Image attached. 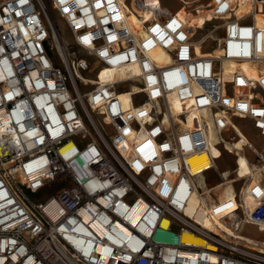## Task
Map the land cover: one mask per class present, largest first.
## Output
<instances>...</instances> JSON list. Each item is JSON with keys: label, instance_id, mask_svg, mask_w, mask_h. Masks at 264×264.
I'll list each match as a JSON object with an SVG mask.
<instances>
[{"label": "built area", "instance_id": "obj_1", "mask_svg": "<svg viewBox=\"0 0 264 264\" xmlns=\"http://www.w3.org/2000/svg\"><path fill=\"white\" fill-rule=\"evenodd\" d=\"M47 2L95 72L124 75L78 91L70 76L91 63L67 48L54 63ZM177 2L211 28L159 0L0 1V264H264V239L243 233H264V178L221 200L197 183L212 169L236 179L210 148L230 155L245 124L264 140V0ZM197 152L209 168L192 170Z\"/></svg>", "mask_w": 264, "mask_h": 264}, {"label": "bare ground", "instance_id": "obj_2", "mask_svg": "<svg viewBox=\"0 0 264 264\" xmlns=\"http://www.w3.org/2000/svg\"><path fill=\"white\" fill-rule=\"evenodd\" d=\"M159 2L162 3L161 0H159ZM198 11H199V13L196 14L194 12H191L189 9L185 10V12L187 14L186 16H187V18L189 20L188 21L189 25L193 26L194 28H197V27L201 28V25H199V24H201L203 22H207L209 20H213L214 21V19L204 9H198ZM129 19H130L131 22L136 23V15L134 14L133 10L131 11V14L129 15ZM50 23L53 26H55L54 22L52 21V19H50ZM256 24L258 26H263L264 25V20L261 19L260 17H257L256 18ZM221 38H222V36H220V37L216 36V39H218V40H221ZM52 39H54L55 46L60 51L59 54L62 53L63 59L65 61L64 53L62 52L63 48H67V46H66L67 44L65 43V39L60 38V35L59 36L54 35L52 37ZM198 54L216 56V55L219 54V45L213 46L210 51H205V50L203 51V50L198 48ZM153 56L156 57V59H161L162 58V54H161L160 49H157L153 53ZM229 67L227 65L225 66L226 71L229 69ZM90 72H91V70H90ZM95 73L99 74L98 77H100V79L97 78V77L96 78H86V77L83 76L81 70H76L74 73L71 74L70 77H71V81L76 86L77 90L79 91L78 82H83L84 85L85 84L86 85L87 84L93 85V84H96V82H98V83L101 82L103 84H107L109 82H113L118 77L124 75L123 69L120 68V67H116V66H113V67L102 66L101 72L99 73V71H98V72H95ZM117 93H118L119 97L122 99V101L124 102L125 106L132 105L131 99L129 97L130 96L129 92L127 90H119ZM173 105H174L175 109L178 110L179 106H178V103L176 102L175 99H173ZM86 113H87V116L90 119L94 120V118H96L95 115H94L95 114L94 111L91 110L90 108L86 109ZM238 131H239L240 139L234 141L233 143H230V144L226 145L228 149H230L233 152H235L236 156L235 155L234 156L237 157V158L239 157L238 158L239 161L242 162V164L239 167L236 166L235 167L236 169H234V172H236L235 173L236 179L231 180L232 178L228 177L225 180H223V181H221L219 183H216V185L209 186L204 181V173L201 174L197 178L198 185H200L201 187L205 186V188H207L208 190L214 192V195L219 200L223 199L224 197L231 196L236 191L235 185H234L236 181L245 180L244 183H247V182H250L251 179H253L255 181V180L259 179V177H261V176L264 178V151H262L263 153L262 152H258L257 156H255L257 159H260L261 163L259 165H254L253 163H252V165L249 164V160H248L247 156H246L247 159H245L244 154L242 152H240V151H241V149H243V145L245 143H250L251 140L249 141L248 137L241 130H238ZM215 148H217V147H211L210 148V154H211V156L213 158H214L213 150ZM188 162L191 164L192 170H197V168H201V169L209 168L210 167V163H211L210 158L208 157V155L205 152H197V153H194V154L190 155L188 157ZM213 165L215 167L218 166L215 160L213 161ZM209 171H211V170H209ZM222 172H223V176H226L228 174H231L232 171L226 169V170H224ZM243 172H244V175L241 174ZM197 198H198V196L196 194H194V197L191 200V204H190L189 209H193V207L196 205ZM182 236H183L184 240H188L191 243H193L194 245L205 246L204 240L201 237H199V236L191 235V234H183Z\"/></svg>", "mask_w": 264, "mask_h": 264}, {"label": "rangeland", "instance_id": "obj_3", "mask_svg": "<svg viewBox=\"0 0 264 264\" xmlns=\"http://www.w3.org/2000/svg\"><path fill=\"white\" fill-rule=\"evenodd\" d=\"M45 1H47V0H45ZM161 1H162L163 5L171 8L172 10H176L180 13L187 15L185 12L186 9L182 6H180L179 3L177 2V0H161ZM47 9H48V15L51 17L52 21L54 22L55 32H57L56 35L57 36L60 35V38L65 39V43L67 44L66 45L67 51L73 50L77 57H85L91 63V66H89V68L82 70L83 76L86 78H96L97 77L100 79V77H98L99 74L95 73L94 66L96 65V62L94 61V59H92V57H90L84 50H81V49L76 48V47L68 46L70 44L69 42L71 40V37H70V35L66 29V25H65L64 21L58 16V14L55 12V10L52 8V6L48 2H47ZM207 22H208V24H206V25H205V22L199 24V25H201V28L205 25V28L202 31V34L211 28L213 20H209ZM221 30L222 29L217 30L214 33L213 37L214 36H215L214 38H216V36L220 37L222 35ZM51 41L53 43V48L50 50V56H51V58L55 64L64 67L66 64H64L65 61L63 59L62 53L59 54L60 51L55 46L54 39H51ZM214 44H215V42H213L211 40L208 44V47H210ZM230 69H231V66L229 67V69L227 71H230ZM90 70H91V72H90ZM78 85H79L78 87H79L80 92H87L90 89H92L95 84H93V85H90V84L86 85L85 84L84 85L83 82H78ZM244 129L248 133V135L246 134V132H244V131H242V132L248 137L249 141L251 140L250 143H252L256 149L261 150L262 146L264 145V140L257 138L255 136V133L250 129V127L247 124L244 125ZM227 150H229V154L231 156L228 155L227 153H225L224 151L220 150L218 147L213 150L214 158H217V160L215 159V161L218 165L217 168L219 171H224V170L228 169V170H231L232 172H234L233 171L234 167L238 166L240 161L237 157L234 156V155H236L235 152H233L232 150H230L228 148H227ZM245 151H246V156L249 160V164L252 165V163H253L254 165H259L261 163L260 159H257L255 156H253V154L250 151H248V149H245ZM241 174L244 175V172ZM204 181L206 182L207 185L212 186V185H216V183L221 182V178H219L216 171L214 169H212L211 171L204 174ZM244 181L245 180L236 181V183L234 184L235 189H236V187H239L241 184H243ZM243 233H245L246 235H249L251 237L257 238V239H264V233H259L252 227H247L246 229L243 230Z\"/></svg>", "mask_w": 264, "mask_h": 264}, {"label": "crops", "instance_id": "obj_4", "mask_svg": "<svg viewBox=\"0 0 264 264\" xmlns=\"http://www.w3.org/2000/svg\"><path fill=\"white\" fill-rule=\"evenodd\" d=\"M235 156H236V155H235ZM244 156H245V154H244ZM238 158H239V157H238ZM245 159H247L246 156H245ZM241 164H242V162L240 161L238 167H239ZM235 169H236V168H235Z\"/></svg>", "mask_w": 264, "mask_h": 264}]
</instances>
